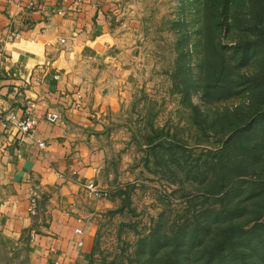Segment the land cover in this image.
<instances>
[{"label":"rangeland","instance_id":"rangeland-1","mask_svg":"<svg viewBox=\"0 0 264 264\" xmlns=\"http://www.w3.org/2000/svg\"><path fill=\"white\" fill-rule=\"evenodd\" d=\"M118 6L120 56L135 75L111 116L89 264H206L221 242L259 264L264 0ZM0 264H30L25 237L1 226Z\"/></svg>","mask_w":264,"mask_h":264},{"label":"crops","instance_id":"crops-1","mask_svg":"<svg viewBox=\"0 0 264 264\" xmlns=\"http://www.w3.org/2000/svg\"><path fill=\"white\" fill-rule=\"evenodd\" d=\"M120 1L0 0V226L25 237L30 264L90 263L105 201L86 185L107 187L111 116L135 75L120 56ZM28 114L35 137L9 122Z\"/></svg>","mask_w":264,"mask_h":264},{"label":"built area","instance_id":"built-area-1","mask_svg":"<svg viewBox=\"0 0 264 264\" xmlns=\"http://www.w3.org/2000/svg\"><path fill=\"white\" fill-rule=\"evenodd\" d=\"M38 6L39 5L36 1H30L27 4L26 8L31 10L37 8ZM14 38L19 39L20 34L14 33ZM46 119L50 122L55 123L58 119V116L56 114L49 112L46 115ZM9 122L17 126L25 135H28L30 137H35L36 129L39 124V119L33 114H28L26 117L22 119H18L17 117L13 116L12 118L9 119ZM38 143L42 148L46 147V143L44 141H38ZM86 190L90 195H94L99 198H102L105 195L104 191L99 187L96 181L89 182V184L86 185ZM36 208H37V201L34 200L31 209L32 211H35ZM52 264H64V263L59 260H56Z\"/></svg>","mask_w":264,"mask_h":264},{"label":"trees","instance_id":"trees-1","mask_svg":"<svg viewBox=\"0 0 264 264\" xmlns=\"http://www.w3.org/2000/svg\"><path fill=\"white\" fill-rule=\"evenodd\" d=\"M263 4V1H262ZM264 216V215H263ZM262 225V224H261ZM251 233V231H248ZM229 236V235H228ZM230 237H228L229 239ZM258 238H260V241H264V236H258ZM226 242H221L219 244V246H215L212 248L211 253L209 254L208 259L206 260V264H208L210 262V260H213L215 257L219 256L220 257V262L218 264H230L232 261L235 262H239L240 264H252V256H249V253H251V251L247 250V254H244L240 251V254L235 252L234 248H229V246L226 244ZM227 246V248H226ZM250 248L251 245H249ZM228 249H231L228 251ZM246 250V249H245ZM222 251H224V253H222ZM248 257V258H246ZM256 264V263H253ZM259 264H264V259H262V262L259 261Z\"/></svg>","mask_w":264,"mask_h":264}]
</instances>
